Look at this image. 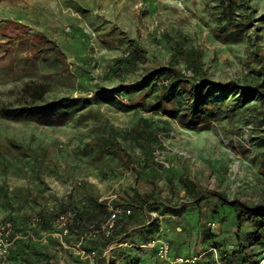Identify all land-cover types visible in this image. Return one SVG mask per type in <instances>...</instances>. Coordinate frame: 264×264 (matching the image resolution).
Instances as JSON below:
<instances>
[{"label": "rangeland", "instance_id": "obj_1", "mask_svg": "<svg viewBox=\"0 0 264 264\" xmlns=\"http://www.w3.org/2000/svg\"><path fill=\"white\" fill-rule=\"evenodd\" d=\"M238 11L250 28L236 40L220 33L218 0H2L0 29L7 20L25 24L55 40L66 58L60 61L52 53L33 58L28 46L17 41L7 46L0 33V110L7 114H0V224L10 220L15 227L7 246L0 245V264H25L11 253L14 234L27 217L53 216L62 205L79 207L89 198L107 208L126 205L135 192L149 191L153 184L156 201L142 221L119 241L96 248V264L103 256L108 264L129 258L159 264L150 247L156 239L168 242L175 254H203L217 244L219 254L227 248L238 262L258 257L262 243L246 237L253 226L245 222L238 229L229 204L264 207L263 148L256 144L264 132L260 100L242 103L205 88L199 99L218 104L215 118L191 124L149 109L151 98L143 108L135 106L137 91L115 92L147 70L172 64L175 48L199 53L212 82H260L264 0H239ZM135 45L144 50L141 61L132 67L117 63ZM64 97L79 101L52 103ZM34 104L41 116L28 110L11 116V109ZM62 116L66 120L59 123ZM137 130L157 138L147 154ZM112 133L133 159L130 167L99 152ZM186 179L198 186L197 197L186 194ZM34 231L26 237L42 252L29 257L36 264H90L74 250L82 238L54 235V225Z\"/></svg>", "mask_w": 264, "mask_h": 264}, {"label": "trees", "instance_id": "obj_2", "mask_svg": "<svg viewBox=\"0 0 264 264\" xmlns=\"http://www.w3.org/2000/svg\"><path fill=\"white\" fill-rule=\"evenodd\" d=\"M1 2L2 0H0V3ZM218 3L221 7L220 15L223 21V24L220 26V33L228 35L236 40L247 34L250 28V21L246 20V17L238 11L239 0H218ZM0 33L1 36L5 38L7 46H13L16 41L20 46H28L31 49L33 58L44 53H52L60 61H64L66 58V55L59 49L55 40L47 37L43 32L31 31V28L25 24L7 20L2 24ZM143 52L144 50L142 48L135 45L130 49L128 55L118 59L117 63H125L127 67L135 66L141 61ZM177 53L179 55L178 57H181L183 62L187 65V69H191L193 72L191 76H187L178 65ZM202 64L203 62L199 53L175 48L172 64L147 70L146 73L134 80L131 85H120L116 87L115 92L125 96L132 91H137L136 98L132 101L135 106L143 108L147 100L151 98V106L149 109H159L169 117H176L180 123L200 124L215 118L218 104L214 101L203 103V101L199 99L205 88L209 94L213 90H218L223 96L231 94V96H235L236 101L242 103H247L258 98L260 100L259 106H264L263 66L260 67L262 79L258 83L238 84L236 82H228L222 84L210 81L204 71H202ZM71 101L78 102L79 100L77 98L64 97L52 103L54 105H67ZM27 110L35 115H42L41 107L36 104L30 109L21 106L11 109L10 112L11 116L16 117ZM0 114L7 115L4 110H0ZM65 120L66 118L62 116L59 118L58 122L64 123ZM137 133L138 137L142 139L143 147H146L145 153L147 154L150 149L149 147L157 138L151 131L137 130ZM256 144L263 148L260 153V169L264 173V132L256 138ZM99 152L113 155L125 167H130L133 164V159L122 147L114 133H112L106 142L100 143ZM150 164L155 165L156 162L151 160ZM184 185L187 195L197 197L199 188L192 180H184ZM155 188L156 185L153 184L149 191H144L143 193L135 192L126 205L118 206L124 210H128L129 214H123L116 220L115 228L108 236L97 233L93 236L84 237V234L87 232L91 233L99 230L100 226L109 216L107 205L98 202V200L94 198L82 201L79 207L62 205L53 216H47L41 212L37 216V225L34 227L28 225V221L31 217H27L29 220L27 221V219H25L22 227H19L14 234V249L11 256L15 260L25 262V264H36L37 259L33 258V260H31L29 257L32 254L38 257L42 255V252L37 250L33 245V239L26 237L27 231H34V228H37V232L52 230L54 219L68 210L75 212L76 215L75 223L71 225L68 234L69 237L74 238L76 242L82 238L81 245L84 248L90 247L91 249L89 250H96V248L100 246L101 248H106L112 243L119 241L120 237L126 234L131 227L142 221L145 209L149 207L150 202L156 201L154 197ZM220 197H222V200L223 196ZM229 206L233 208L237 228L241 229L242 225L248 222L254 229L251 233L247 234L246 237L254 242L262 243V238L264 236V207L249 208L237 201L230 203ZM171 211L173 213L180 212V210L173 208ZM37 232L34 231V233ZM215 246H217V244ZM25 251H29L30 254ZM232 252L233 251L227 248L220 252V258L225 264L255 263L258 260L256 256L255 258L250 257L249 260L245 259L242 262H238L235 260ZM99 262L100 264H108L110 260L103 256L99 259ZM123 264L138 263H136L134 258H129L124 261Z\"/></svg>", "mask_w": 264, "mask_h": 264}, {"label": "built area", "instance_id": "obj_3", "mask_svg": "<svg viewBox=\"0 0 264 264\" xmlns=\"http://www.w3.org/2000/svg\"><path fill=\"white\" fill-rule=\"evenodd\" d=\"M109 216L105 220V222L100 226L99 230L93 231L90 234L95 235L97 233H101L105 236L110 235V233L114 230L116 225V220L123 214L128 215L129 211L124 210L120 207H112L108 208ZM75 212L68 210L65 213L60 214L57 216L54 221L53 225L57 233L54 235L58 236H67L70 232L71 225L75 223ZM38 217L33 216L29 221L28 225L30 227H34L37 225ZM14 224L10 221H6L0 224V245L7 246L6 242L14 232ZM45 236V232L43 234ZM2 238L5 239V243L2 242ZM44 241L46 239L44 238ZM150 247L154 249L156 258L159 261V264H198L202 257L205 254H209V258L205 261L204 264H225L222 259L220 258V254L215 247L209 248L203 254L199 253H192V254H182V255H174L172 254L171 247L168 242L164 240H152L150 243ZM75 252L77 255L85 256L90 264H96L97 254L95 250H90L85 252L84 249L81 247V242H79L75 248ZM152 264V263H150ZM245 264H264V236L262 238V247L259 250L258 260L255 263H245Z\"/></svg>", "mask_w": 264, "mask_h": 264}, {"label": "crops", "instance_id": "obj_4", "mask_svg": "<svg viewBox=\"0 0 264 264\" xmlns=\"http://www.w3.org/2000/svg\"><path fill=\"white\" fill-rule=\"evenodd\" d=\"M192 238H194V237H192ZM191 251H193V250H191ZM172 254H174V255H182L183 253L182 252H178L177 254H175L174 252H173V250H172ZM195 254V253H194ZM200 262H203V260H200Z\"/></svg>", "mask_w": 264, "mask_h": 264}]
</instances>
